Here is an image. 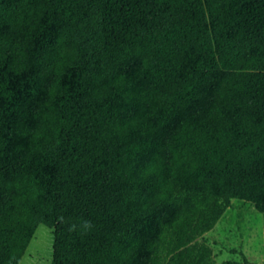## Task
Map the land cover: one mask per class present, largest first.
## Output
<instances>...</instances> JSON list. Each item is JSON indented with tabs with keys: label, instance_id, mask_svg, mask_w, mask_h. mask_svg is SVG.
<instances>
[{
	"label": "trees",
	"instance_id": "1",
	"mask_svg": "<svg viewBox=\"0 0 264 264\" xmlns=\"http://www.w3.org/2000/svg\"><path fill=\"white\" fill-rule=\"evenodd\" d=\"M233 200L264 204V0H0V264L40 225L52 264H214Z\"/></svg>",
	"mask_w": 264,
	"mask_h": 264
},
{
	"label": "rangeland",
	"instance_id": "2",
	"mask_svg": "<svg viewBox=\"0 0 264 264\" xmlns=\"http://www.w3.org/2000/svg\"><path fill=\"white\" fill-rule=\"evenodd\" d=\"M209 104L197 112L202 113ZM196 242L211 247L214 264L243 263L234 250L243 251L254 264H264V204L233 200L217 225ZM54 244V230L40 225L21 264H52ZM148 262L147 256L143 263Z\"/></svg>",
	"mask_w": 264,
	"mask_h": 264
}]
</instances>
